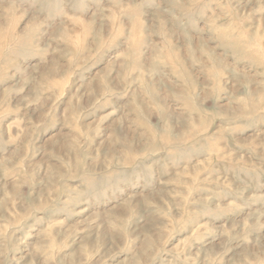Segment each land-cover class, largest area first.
Masks as SVG:
<instances>
[{
	"label": "rangeland",
	"instance_id": "obj_1",
	"mask_svg": "<svg viewBox=\"0 0 264 264\" xmlns=\"http://www.w3.org/2000/svg\"><path fill=\"white\" fill-rule=\"evenodd\" d=\"M0 264H264V0H0Z\"/></svg>",
	"mask_w": 264,
	"mask_h": 264
},
{
	"label": "bare ground",
	"instance_id": "obj_2",
	"mask_svg": "<svg viewBox=\"0 0 264 264\" xmlns=\"http://www.w3.org/2000/svg\"><path fill=\"white\" fill-rule=\"evenodd\" d=\"M135 23V22H134ZM137 27V26H136ZM163 84V83H162ZM87 101V100H86ZM115 124V123H114ZM28 137V136H27ZM110 139V138H109ZM149 140V139H148ZM61 144V143H60ZM105 145V144H104ZM51 146V145H50ZM60 146V145H59ZM15 153V152H14ZM18 154V153H17ZM105 161V160H104ZM2 164V163H1ZM55 165V164H54ZM91 165V164H90ZM93 166V165H92ZM56 176V175H55ZM50 185V184H49ZM11 190V189H10ZM16 190V189H15ZM17 191V190H16Z\"/></svg>",
	"mask_w": 264,
	"mask_h": 264
}]
</instances>
